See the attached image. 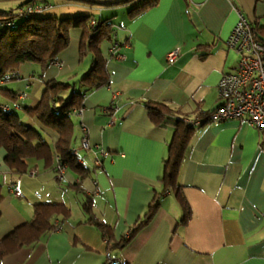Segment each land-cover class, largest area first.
<instances>
[{
  "label": "crops",
  "instance_id": "1",
  "mask_svg": "<svg viewBox=\"0 0 264 264\" xmlns=\"http://www.w3.org/2000/svg\"><path fill=\"white\" fill-rule=\"evenodd\" d=\"M43 2L48 7L40 16L90 15L91 21L112 23V38L100 44L109 80L86 93L83 106L70 117L71 148L86 169L81 177L66 168L64 178L57 179L51 166L35 159L28 160L32 170L16 174L0 147V239L32 218L34 203L68 208L66 215L50 217L51 226L36 240L20 241L0 264H108L113 258L123 264H264L260 132L238 119L207 118L221 102L220 76L238 61L225 43L238 12L264 29V0H157L137 15L129 14L130 3L13 0L1 3L0 11L16 17L20 9ZM81 35L80 27L70 28L66 47L45 70L23 62L15 77L0 80V107L16 113L50 146L57 134L26 110L36 106L49 80L73 84L62 91L64 98L71 88L83 90L79 80L93 58L90 53L79 57ZM176 48V59L168 63L166 53ZM147 102L166 104L192 126L175 181L190 213L182 222L185 213L168 188L157 197L151 220L123 244L121 237L144 220L162 189L163 162L175 128L173 123L155 125ZM84 138L89 149L82 145Z\"/></svg>",
  "mask_w": 264,
  "mask_h": 264
},
{
  "label": "trees",
  "instance_id": "2",
  "mask_svg": "<svg viewBox=\"0 0 264 264\" xmlns=\"http://www.w3.org/2000/svg\"><path fill=\"white\" fill-rule=\"evenodd\" d=\"M156 1L125 0L117 5L130 3L132 6L129 9V14L137 15L155 4ZM18 17L21 19L18 24H14L15 27L13 25L14 28L0 29V79L6 76L5 74L15 77L17 67L23 62H36L42 71L45 70L66 47L67 33L72 27H80L82 31L79 57L82 58L90 53L93 63L79 80V85H82L83 90L71 88L69 96L64 98L62 91L70 89L73 84L54 79L49 80L44 85L36 106L26 110L30 117H35L43 127L57 134V140L52 146L42 141L39 132L24 124L16 113L0 107V147H3L6 152L4 160L10 170L16 174L32 170L33 167H29L28 160L35 159L42 160L44 167L51 166L56 172V176L57 166L60 164L65 166V170L68 168L81 177L86 169L77 161V156L71 148L73 124L70 117L73 112L81 109L86 93L106 85L109 80L106 63L101 55L100 44L112 38L114 31L112 23L100 18L95 19V25H91L90 15L57 18L51 15L40 16L23 13ZM0 19L13 20L15 17L14 14H6V12L0 11ZM253 28L258 40L264 42V29L254 25ZM146 108L155 125L173 123L175 128L168 145V157L163 162V173L160 177L162 189L156 193L152 203L148 205L144 220L136 224L127 237H121L120 241H124L123 244L132 238L143 224L151 220L158 206L157 197L168 188L174 190L175 197L185 213L182 222L188 219L190 213L188 204L175 181L180 161L193 135L192 126L187 121H183L176 110L164 103L147 102ZM57 179L59 178L57 177ZM67 212L68 208L63 203H34L32 218L0 239V258L13 252L19 246L20 241L36 240L42 231L51 226L50 217L58 213L66 215ZM92 220L101 228H105L103 223L95 219ZM117 246L120 247V245ZM113 259L123 264L118 258Z\"/></svg>",
  "mask_w": 264,
  "mask_h": 264
},
{
  "label": "built area",
  "instance_id": "3",
  "mask_svg": "<svg viewBox=\"0 0 264 264\" xmlns=\"http://www.w3.org/2000/svg\"><path fill=\"white\" fill-rule=\"evenodd\" d=\"M47 7L48 2L30 5L20 9L16 15L21 16L23 13L39 15ZM95 22L92 20L90 24L95 25ZM13 25L12 19H0V29L11 28ZM225 43L238 55V61L232 71L220 76L217 90L221 102L209 113L208 121L238 119L241 122L250 123L260 132L259 147L264 152V42L258 40L252 24L238 12V21ZM115 47L116 44L112 47V53ZM178 52L177 48L168 51L165 55L166 61L172 63ZM12 77L13 75H6L0 80ZM199 123L194 122L195 125ZM82 145L86 149L90 148L86 138L82 140ZM74 154H76L75 151ZM77 161L84 165L78 156ZM95 165H100L99 159L95 160ZM57 168V177L61 179L65 166L58 164ZM108 264L120 263L112 259Z\"/></svg>",
  "mask_w": 264,
  "mask_h": 264
},
{
  "label": "water",
  "instance_id": "4",
  "mask_svg": "<svg viewBox=\"0 0 264 264\" xmlns=\"http://www.w3.org/2000/svg\"><path fill=\"white\" fill-rule=\"evenodd\" d=\"M70 1H79V2L98 4V5H113L123 2L125 0H70Z\"/></svg>",
  "mask_w": 264,
  "mask_h": 264
},
{
  "label": "rangeland",
  "instance_id": "5",
  "mask_svg": "<svg viewBox=\"0 0 264 264\" xmlns=\"http://www.w3.org/2000/svg\"><path fill=\"white\" fill-rule=\"evenodd\" d=\"M6 1H13V0H4V1H0V4L3 3V2H6ZM14 21H15V24H18V22L20 21L19 17L16 16L15 19H14Z\"/></svg>",
  "mask_w": 264,
  "mask_h": 264
}]
</instances>
